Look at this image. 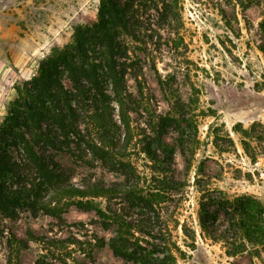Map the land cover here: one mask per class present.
Listing matches in <instances>:
<instances>
[{
    "label": "trees",
    "instance_id": "obj_1",
    "mask_svg": "<svg viewBox=\"0 0 264 264\" xmlns=\"http://www.w3.org/2000/svg\"><path fill=\"white\" fill-rule=\"evenodd\" d=\"M178 3L100 0L97 15L86 16L75 26L72 41L54 46L36 74L16 84L0 124V236L6 242L5 264H22L21 251L30 241L43 242L62 262L88 264L72 255L70 239L6 232L5 220L18 219L27 210L43 211L64 225L63 215L72 206L95 211L106 228L115 225L113 235L97 238V244L108 245L135 264H177L178 254H185L171 227L169 203L173 192L186 183L174 175L175 147L164 135L173 126L184 145L182 137L189 134L183 124L191 112L178 111L174 101L158 122L149 124L154 135L133 117L149 112L150 104V96H145V60L138 52L148 54L149 47L164 39L162 30L177 28ZM158 79L171 102L165 79ZM235 131L250 139V130L241 124ZM228 139L234 144L230 133ZM243 147L248 152L247 140ZM58 152L92 167L101 164L123 180L107 183L90 175L78 183L73 180L74 169L58 160ZM139 153L153 164L151 174L135 163ZM201 192L200 226L211 238L223 239L229 255L249 251V245L264 247V202L256 195H231L210 187ZM104 197L119 199L120 205L105 210L100 201ZM182 230L195 240L193 228L183 223Z\"/></svg>",
    "mask_w": 264,
    "mask_h": 264
},
{
    "label": "rangeland",
    "instance_id": "obj_2",
    "mask_svg": "<svg viewBox=\"0 0 264 264\" xmlns=\"http://www.w3.org/2000/svg\"><path fill=\"white\" fill-rule=\"evenodd\" d=\"M99 3L0 0V124L16 84L30 80L54 46L71 42L75 26L86 16H96ZM176 9L181 16L177 28L162 30L164 39L159 46L149 47L148 54L138 52L145 60V96H150V104L149 112L133 113V117L154 135L149 124L158 122L171 103H178V111L191 112L186 114L189 122L183 124L189 134L182 137L184 145L173 126L164 135L175 147L174 175L186 183L184 189L173 192L169 203L171 227L185 251L178 254L177 264H264V247L249 245V251L229 255L225 241L207 235L198 218L204 187L231 195L254 194L264 202V0H179ZM159 77L166 81L171 102ZM129 84L136 91L133 78ZM238 124L250 130V139L235 131ZM243 140L249 142L248 152ZM57 158L74 169L73 180L78 183L90 175L107 183L123 180L101 164L92 167L76 162L64 152H58ZM135 163L142 172L152 173L153 164L145 153H139ZM100 201L105 210L120 205L119 199L104 197ZM63 216L64 225L43 211L33 214L27 210L18 219H6L5 228L20 237L31 231L70 239L74 241L68 243L72 255L88 264H135L117 256L108 245L97 244V238L112 236L116 226L104 227L95 211L72 206ZM183 223L195 230V240L185 237ZM6 258L5 238L0 236V261L5 264ZM20 259L22 264H71V260L62 262L40 241H30Z\"/></svg>",
    "mask_w": 264,
    "mask_h": 264
}]
</instances>
